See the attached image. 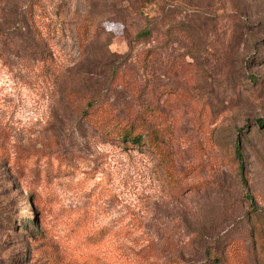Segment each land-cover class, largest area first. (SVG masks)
<instances>
[{
    "label": "rangeland",
    "instance_id": "obj_1",
    "mask_svg": "<svg viewBox=\"0 0 264 264\" xmlns=\"http://www.w3.org/2000/svg\"><path fill=\"white\" fill-rule=\"evenodd\" d=\"M0 264H264V0H0Z\"/></svg>",
    "mask_w": 264,
    "mask_h": 264
},
{
    "label": "trees",
    "instance_id": "obj_2",
    "mask_svg": "<svg viewBox=\"0 0 264 264\" xmlns=\"http://www.w3.org/2000/svg\"><path fill=\"white\" fill-rule=\"evenodd\" d=\"M151 33L152 28L146 26L143 30L136 34V37L138 39L149 37ZM150 109L151 111L155 110L153 107ZM83 113L96 120L99 130L106 137L116 140L118 139L124 144L131 143L138 148H143L147 145L157 153H160L159 155L165 153V151H162L161 148L164 140L163 138H161V140L159 139V129L156 128L154 122H151L148 125L142 123V112L139 116L126 118L124 116H120V114L107 103H101L97 100L88 99L86 107L83 108ZM258 123L262 125L263 120L258 119ZM237 156L240 159V167L242 170L245 167V161L244 154L241 152L240 148L237 149ZM28 219L31 220L30 218Z\"/></svg>",
    "mask_w": 264,
    "mask_h": 264
}]
</instances>
